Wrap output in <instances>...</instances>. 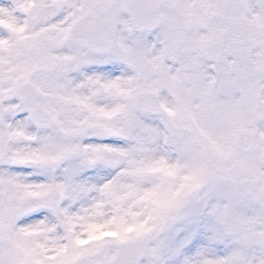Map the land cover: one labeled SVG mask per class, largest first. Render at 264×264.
<instances>
[{"label": "snow or ice", "instance_id": "obj_1", "mask_svg": "<svg viewBox=\"0 0 264 264\" xmlns=\"http://www.w3.org/2000/svg\"><path fill=\"white\" fill-rule=\"evenodd\" d=\"M0 264H264V0H0Z\"/></svg>", "mask_w": 264, "mask_h": 264}]
</instances>
